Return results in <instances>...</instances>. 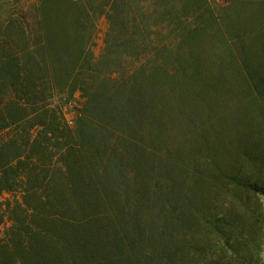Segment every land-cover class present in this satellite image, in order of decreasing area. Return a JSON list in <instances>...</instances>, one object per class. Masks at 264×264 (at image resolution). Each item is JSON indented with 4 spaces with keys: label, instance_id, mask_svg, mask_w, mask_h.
<instances>
[{
    "label": "trees",
    "instance_id": "obj_1",
    "mask_svg": "<svg viewBox=\"0 0 264 264\" xmlns=\"http://www.w3.org/2000/svg\"><path fill=\"white\" fill-rule=\"evenodd\" d=\"M0 207V264H262L264 0H0Z\"/></svg>",
    "mask_w": 264,
    "mask_h": 264
},
{
    "label": "rangeland",
    "instance_id": "obj_2",
    "mask_svg": "<svg viewBox=\"0 0 264 264\" xmlns=\"http://www.w3.org/2000/svg\"><path fill=\"white\" fill-rule=\"evenodd\" d=\"M209 1L211 3H214L215 5L225 6L227 4H230L232 1H236V0H209ZM106 29H107L106 20L104 18H101L97 22V34L95 38V45L93 48L95 56H98L103 48V38L106 32ZM80 102H81V99L79 97H76L74 102H72L65 109L64 113H65V117H66L68 124L72 123L75 109ZM6 201H7V196L1 201V203H5ZM0 216H3V210L1 209V207H0ZM5 221L6 220H3V223H6ZM259 247H260L261 263L264 264V240L263 242L260 243Z\"/></svg>",
    "mask_w": 264,
    "mask_h": 264
}]
</instances>
